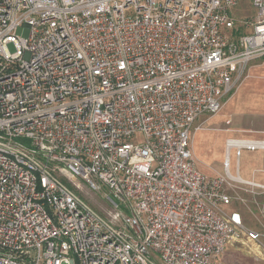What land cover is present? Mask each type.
<instances>
[{"label": "built area", "instance_id": "obj_1", "mask_svg": "<svg viewBox=\"0 0 264 264\" xmlns=\"http://www.w3.org/2000/svg\"><path fill=\"white\" fill-rule=\"evenodd\" d=\"M239 3L0 0V264H225L238 242L264 260V183L240 163L262 151L264 172V130L227 138L213 176L191 146L264 57V0L240 26ZM242 192L262 229L226 210Z\"/></svg>", "mask_w": 264, "mask_h": 264}, {"label": "rangeland", "instance_id": "obj_2", "mask_svg": "<svg viewBox=\"0 0 264 264\" xmlns=\"http://www.w3.org/2000/svg\"><path fill=\"white\" fill-rule=\"evenodd\" d=\"M255 12L256 8L252 5V0H240L234 11L237 25L240 26L242 18L254 16ZM18 33L27 36L29 28L20 26ZM10 49L13 50L12 44ZM263 130L264 57H260L250 63L244 77L239 81L233 93L225 98L222 107L214 113H203L192 127L191 146L199 170L209 176L223 172L227 138L263 137ZM25 142L29 145L26 140ZM236 159V151L233 149L230 163L233 173H235ZM240 163L241 174L244 178L264 183V172L258 171L263 165L262 151L242 150ZM81 187L80 194L93 205L98 208L101 207L100 204L108 205V201L101 193L90 192L84 184ZM241 196L245 201L239 200L226 205V210L231 212L238 209L248 226L258 230L262 229L259 221L262 215L251 205L250 195L242 192ZM219 259L225 264H264V260L252 254L249 245L239 242L227 244Z\"/></svg>", "mask_w": 264, "mask_h": 264}]
</instances>
